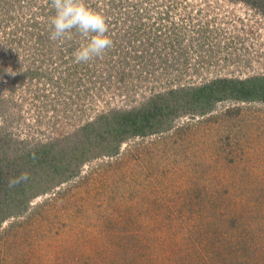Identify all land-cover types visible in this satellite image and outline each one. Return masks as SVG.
Here are the masks:
<instances>
[{
	"label": "rangeland",
	"instance_id": "rangeland-1",
	"mask_svg": "<svg viewBox=\"0 0 264 264\" xmlns=\"http://www.w3.org/2000/svg\"><path fill=\"white\" fill-rule=\"evenodd\" d=\"M7 1L0 13L3 176L44 172L47 158L67 161L90 132L105 128L111 111L141 107L171 88L264 75V14L244 0H152L162 11L148 2L177 24L185 53L179 50L176 61L165 43L170 34L149 23L148 36L160 42L139 78L121 85L102 79L116 68L107 62L93 64L94 73L70 70L73 53L64 58L66 46L47 40L40 0H16L19 9ZM96 1L100 12L112 13L108 27L127 30L124 4L108 10L109 2ZM187 19L193 20L185 25ZM51 53L66 66L58 78L47 62ZM138 54L127 65L137 66ZM234 105L249 125L231 130L222 118L208 130L193 125L178 140L139 136L123 141L118 154L85 161L78 173L31 198L23 216L2 222L0 264H264V112L253 111L264 105L227 100L213 112ZM35 149L38 166L26 162ZM10 222L22 224L9 228Z\"/></svg>",
	"mask_w": 264,
	"mask_h": 264
},
{
	"label": "trees",
	"instance_id": "trees-1",
	"mask_svg": "<svg viewBox=\"0 0 264 264\" xmlns=\"http://www.w3.org/2000/svg\"><path fill=\"white\" fill-rule=\"evenodd\" d=\"M109 1L112 2V0ZM141 1L143 2H127L126 4L128 7L131 6V8L127 9L128 14H126L123 18H126V25L124 28H127V30L122 28L120 31H116L113 27L115 23H113V26L111 25L108 27L107 34L111 37L113 43L112 46L103 54L105 57L108 56L110 59H117V64H119V61L126 59V57L120 58L114 56L115 54H119L125 50V48H123L125 45L124 41L128 43L134 42L133 44L131 43V46H135L139 50L132 51L130 55V57H132L139 53V63H137V66L136 64L132 66L127 65V61L129 60L127 59L120 63V70L117 68L113 71V73L116 71L117 76L122 80L127 78L138 79L141 69H145L147 64L150 63L147 60L146 55L149 51H153V45L154 47H157L159 44L158 42H160L159 38L157 39L156 36H153V38L148 36L149 31L146 30V26H148L149 23L144 21L142 18L146 13L149 18L155 16L154 14L151 16V12L156 13L157 11L150 10L153 7L148 4V2H152V0ZM244 1L249 2L264 14V0H251V2L250 0ZM2 2V11H4L9 4H6L4 0H2ZM7 2H10L11 4L14 3L17 9L22 7L21 4L20 6L16 4V0H8ZM117 3L119 4L120 1H115L114 5H111L109 8L114 9L115 5H118ZM144 3L146 4L144 5ZM92 8L96 11L99 9L96 3H93ZM144 12L146 13L144 14ZM114 18L117 19L116 17ZM193 19H187L184 21L185 25L191 23ZM128 22L131 23L134 29H129L130 25ZM47 23L50 24V19ZM108 23H110V21H108ZM136 23L138 24L135 25ZM48 24L47 40L50 41ZM159 25L160 19L158 20L157 31L160 30L159 33L163 32L164 36L170 34L168 35V39L165 40V43L174 47L172 52H174V56L176 57L175 59L177 61L180 58L179 50L185 53V49L182 46L179 47L180 43L176 28L177 24L172 21L171 25H167V27H164L163 30L162 28L159 29ZM148 30H150V27ZM138 40L140 42H138ZM49 41H47V47L49 46ZM66 41L67 43L64 41L62 43L58 42L60 45L64 44L66 46L64 58L69 57V55L74 53L75 49L84 42L83 38L78 33H74L72 37L69 39L67 38ZM164 47V45L163 47H159V51ZM54 49L55 47L52 46L51 51ZM50 55L53 57L52 53ZM127 55L128 52H125L124 56ZM98 58L99 57L93 58L87 63H73L74 60H70L72 67L70 70H74L73 66H77V69L81 68L83 71H87L86 73H94L95 69L91 67L93 64L96 65L95 61ZM60 60L62 62V59ZM65 64H67V62H65ZM100 72L101 70L97 69V75ZM113 73H106L102 79L105 81L111 80ZM48 80H53L52 76ZM227 100L264 105V75H254L244 79L219 77L196 86L171 88L166 92L153 95L146 103H143L141 107H135L130 110L111 111L108 113L110 114V117L109 120L104 124L105 128L103 130H99L102 127L100 126L97 131L90 132V135L87 134V138L90 139V141H87L84 144L81 143V146H79V149L82 148L81 152L74 151V153H72L73 155H70V157H68L67 161L65 162L51 161L49 158H47V170L44 172H35L33 174H29V178L27 180L15 184L11 187V189L7 188L10 187L9 179L13 176H7L6 174L3 176L2 173L4 169L0 166V225L3 221H7L8 218L13 216H23L24 212L27 211L29 207L28 202L31 198H35L39 195L49 192L54 186H58L62 181H65L70 176L78 173V167H80V165L85 161L91 159V157H96L99 154L108 156L118 154L119 146L123 141H127L131 138L139 136L145 137L155 133L158 134V138L153 140L156 143L170 141L171 137L178 140L184 138V133L189 127L195 125L202 127V129L208 130L210 128L208 126L209 123L220 122L222 118L226 120V124L231 130L234 128H243L241 125H249V119L244 116L245 110L240 105L227 106L222 112L219 113L213 112L218 102ZM252 107L253 106H251L249 109H252ZM255 108H257V110H254L253 108V111L261 110L264 112V108L262 106H256ZM187 114L192 116L189 121L175 125V119ZM196 116L198 117L196 118ZM234 133L236 134L237 132L234 131ZM141 142H143V140H141ZM139 144L140 149L142 143ZM39 153L40 149H35L28 152L26 162L33 159L34 161H37V163L34 165H40L42 161L40 162L38 158ZM54 166L57 168H54ZM45 167L43 166L42 168ZM1 186H4V190L1 188ZM48 201L49 200H47V202ZM30 217L25 218V220L29 219ZM20 224L22 223L10 222L9 228L18 226Z\"/></svg>",
	"mask_w": 264,
	"mask_h": 264
},
{
	"label": "clouds",
	"instance_id": "clouds-1",
	"mask_svg": "<svg viewBox=\"0 0 264 264\" xmlns=\"http://www.w3.org/2000/svg\"><path fill=\"white\" fill-rule=\"evenodd\" d=\"M51 7L54 14L50 17V40L62 43L74 33L83 38L84 42L73 53L75 62L87 63L102 56L112 46L106 17L90 8L86 0H51ZM28 178L29 173L22 172L10 178L9 185L14 186Z\"/></svg>",
	"mask_w": 264,
	"mask_h": 264
},
{
	"label": "built area",
	"instance_id": "built-area-1",
	"mask_svg": "<svg viewBox=\"0 0 264 264\" xmlns=\"http://www.w3.org/2000/svg\"><path fill=\"white\" fill-rule=\"evenodd\" d=\"M24 1V0H23ZM41 1V6H42V8H43V10H41L42 11V13L40 14V15H44V14H46L47 13V18H48V20L50 19V17L54 14V10L52 9V7H51V0H40ZM40 1H38V2H40ZM115 1L117 2V0H112V2L111 1H109V0H106V2L108 3V5H106L107 7L109 6V5H114V3H115ZM122 4H124V9L126 10V9H128V8H131V6L130 7H128V6H126V4H127V2H130V3H133V2H138V0H119ZM17 2V1H16ZM97 1L96 0H86V3H87V5L90 7V8H92V6H93V3H96ZM100 2V1H99ZM156 3V8H160V6L157 4V2H155ZM146 3H144V5H145ZM110 7V6H109ZM108 7V10H114L113 8H109ZM3 2L0 0V13H2L3 11ZM107 10V11H108ZM160 10H162L161 8H160ZM97 11H99V9L97 10ZM142 11V10H141ZM100 12V11H99ZM101 13H103V15L106 17V19H107V22L111 19V17H110V15H109V13H106L105 14V10L103 11V12H101ZM146 12H144V14H145ZM110 14H112V13H110ZM155 15L154 17H152V18H149L148 16H147V13L142 17L143 18V20L144 21H146V22H148V23H151V24H153L154 23V21H157L156 22V25L158 26V20L160 19V22L161 21H164L165 22V24L166 25H171V22L173 21L172 19H170L171 18V16H169V18H168V16H167V14L166 13H164V12H162V13H155V12H151V16L152 15ZM108 15V16H107ZM169 15V14H168ZM161 17V18H160ZM150 22H149V21ZM167 21V22H166ZM148 28H149V26H146V30L147 31H149L148 30ZM138 42H140L139 40H138ZM132 44L134 43V42H131ZM131 43H128V42H126V41H124V47L123 48H125V50L123 51V52H121V53H119V54H115L114 56L115 57H120V58H124V57H126V59H129V58H131L130 57V55H131V52L132 51H139L138 49H137V47H135V46H131ZM62 46H65L64 44L62 45ZM125 52H128V55L127 56H124V53ZM54 59H56V57H54V58H52V57H50V59H48V61L47 62H49V66H50V68L51 69H53L54 70V72H56L55 73V77L56 78H58V76H57V74L58 75H60L61 76V73H63V74H65V72H66V70L64 69V68H66V66L64 65H62V63H61V60L60 59H56V60H54ZM118 60L117 59H110V58H108V56H104V55H102V56H99V58L95 61L96 62V65L98 66L99 64L101 65V64H103L104 62H107V63H109V65H111V66H113V65H115V69H117L118 68V70H120L121 69V67H120V63H121V61H119V64H117L118 62H117ZM52 63H53V65H52ZM73 63H76L75 62V60L73 61ZM117 64V65H116ZM126 70H128V69H126ZM128 79V78H127ZM110 81H113V82H116V83H118L119 85H121L122 83H124L125 81H126V79L124 80H122V79H120L118 76H117V73H116V71L113 73V75H112V79L111 80H109V81H106V82H110Z\"/></svg>",
	"mask_w": 264,
	"mask_h": 264
}]
</instances>
